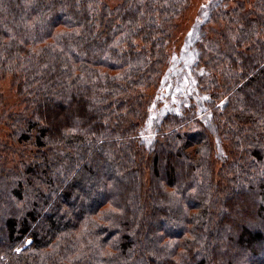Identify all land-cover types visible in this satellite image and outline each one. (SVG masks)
I'll list each match as a JSON object with an SVG mask.
<instances>
[{
  "label": "trees",
  "instance_id": "trees-1",
  "mask_svg": "<svg viewBox=\"0 0 264 264\" xmlns=\"http://www.w3.org/2000/svg\"><path fill=\"white\" fill-rule=\"evenodd\" d=\"M191 2L0 0V264H262L264 0H200L140 138Z\"/></svg>",
  "mask_w": 264,
  "mask_h": 264
},
{
  "label": "rangeland",
  "instance_id": "rangeland-1",
  "mask_svg": "<svg viewBox=\"0 0 264 264\" xmlns=\"http://www.w3.org/2000/svg\"><path fill=\"white\" fill-rule=\"evenodd\" d=\"M191 4L192 5L185 11V13L181 18L179 24L180 26L176 33L178 41L174 44L172 51V54L177 56L175 57V59H173L172 61L173 64L171 65V68L169 70H172L174 63H177L179 58L183 66L181 70L176 74H174L173 71L172 72L169 70L166 71L163 81V87L159 89L157 92V93L161 92V95L159 96L158 99L155 98V100L152 102V105L150 107V112L146 120L144 121L143 128L140 133V138L143 139L147 145L150 144L151 141L153 140L156 134L157 125L159 124L160 120H162L163 116L168 110L169 104L176 106L181 101L180 99L181 97H184L183 100L187 99L189 95L194 96V98L197 97L196 94L194 95L191 94L192 92V89H190L191 82H187L186 84L182 82L183 76L184 75L187 76L186 69H184V57H187L189 61L193 59L192 49L191 47L190 48L186 47V42L188 41L190 35L192 34L194 35L196 33L195 31L196 25L199 24L200 23L199 21L207 15L208 6L205 4L201 6L200 0H192ZM13 82L14 80L12 75H7L1 81V89L3 91L7 103L10 104H15L17 98ZM188 88L189 90L187 92L186 90ZM162 92H165L166 94L165 99L168 98V100L166 101L167 104L164 102V100H162ZM200 96L204 97L202 94H200ZM195 100L198 101L197 98H195ZM0 129H4V127L1 125ZM213 137H214L217 153L219 152L220 155V153L223 151L222 145L220 143V139L217 134H214ZM106 171L109 174L113 173V170L111 168H108ZM172 222L173 221L168 218L165 220L164 223L167 226V224H171ZM255 259L256 262L263 264L262 261L264 260L263 255H260Z\"/></svg>",
  "mask_w": 264,
  "mask_h": 264
}]
</instances>
